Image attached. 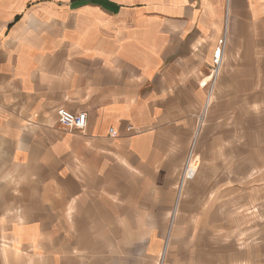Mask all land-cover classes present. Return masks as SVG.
<instances>
[{"label":"crops","instance_id":"1","mask_svg":"<svg viewBox=\"0 0 264 264\" xmlns=\"http://www.w3.org/2000/svg\"><path fill=\"white\" fill-rule=\"evenodd\" d=\"M224 36V111L205 135L242 154V194L264 201V0H0V216L73 218V233L128 217L132 240L152 236L138 218L185 164ZM58 108L87 113L85 130L64 129ZM122 246L101 255H133Z\"/></svg>","mask_w":264,"mask_h":264},{"label":"rangeland","instance_id":"2","mask_svg":"<svg viewBox=\"0 0 264 264\" xmlns=\"http://www.w3.org/2000/svg\"><path fill=\"white\" fill-rule=\"evenodd\" d=\"M219 85L211 84L210 76L203 84L206 98L185 164L159 200L162 206L168 204V213L160 205L153 216L138 218L139 227H153L152 236L138 232L132 240L134 234L125 231L128 217L122 218L126 224L118 232L73 233V218L70 225L53 226L49 217L23 218L21 211L11 210L9 216H0V264H264V201L256 193L254 198L242 194V154L209 151L205 130L224 111L216 104ZM235 132L240 136L241 129ZM190 166L195 173L187 178ZM233 179L238 184L231 186L228 180ZM30 220L38 221L37 226ZM153 238L161 246L150 257L147 248ZM111 242L123 244L122 253L133 255H101ZM128 242L135 245L130 248Z\"/></svg>","mask_w":264,"mask_h":264},{"label":"built area","instance_id":"3","mask_svg":"<svg viewBox=\"0 0 264 264\" xmlns=\"http://www.w3.org/2000/svg\"><path fill=\"white\" fill-rule=\"evenodd\" d=\"M227 40L222 38L213 53V68L211 71V84H216L224 65V56ZM57 117L59 124L68 131H83L88 122V115L85 112L74 114L65 108H58Z\"/></svg>","mask_w":264,"mask_h":264},{"label":"bare ground","instance_id":"4","mask_svg":"<svg viewBox=\"0 0 264 264\" xmlns=\"http://www.w3.org/2000/svg\"><path fill=\"white\" fill-rule=\"evenodd\" d=\"M211 100H212V98H211ZM210 103V102H209ZM207 111V110H206ZM191 164V163H190ZM194 173H195V168L193 167V166H190V169H189V171L187 172V178H192V176L194 175ZM181 192V191H180ZM180 197V196H179ZM172 226V225H171Z\"/></svg>","mask_w":264,"mask_h":264}]
</instances>
